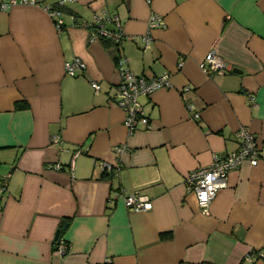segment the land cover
<instances>
[{
  "label": "crops",
  "instance_id": "0c3cea01",
  "mask_svg": "<svg viewBox=\"0 0 264 264\" xmlns=\"http://www.w3.org/2000/svg\"><path fill=\"white\" fill-rule=\"evenodd\" d=\"M61 8L59 29L44 4L0 0V176L11 173L0 194V264H264V0H64ZM155 12L166 23L152 27L145 47ZM106 13L121 20L117 46L80 23ZM210 50L230 67L204 70ZM76 56L86 67L70 74L65 62ZM116 56L138 74L171 73L172 86L139 95L147 126L125 123ZM241 125L256 134L261 160L230 170L204 209L188 173L237 148ZM115 189H140L153 207L111 200Z\"/></svg>",
  "mask_w": 264,
  "mask_h": 264
},
{
  "label": "built area",
  "instance_id": "2783aa9c",
  "mask_svg": "<svg viewBox=\"0 0 264 264\" xmlns=\"http://www.w3.org/2000/svg\"><path fill=\"white\" fill-rule=\"evenodd\" d=\"M10 2L13 4L18 2L44 4L54 18L57 27L60 29L64 25V19L62 17L63 11L61 8L62 4H64V0L59 1L57 5L44 3V0H10ZM108 21L112 22L114 28H109L107 26ZM80 23L89 27H95L96 30L103 35L117 39L125 36L121 20L117 14L106 13L105 17L100 14H95L92 21H80ZM165 23L163 14L158 12L151 14L149 28L143 35L145 47L151 46L153 39L151 31L152 27L164 25ZM182 63L183 62L181 61L179 65ZM117 64L120 72V82L117 85L114 96L116 97L118 104L123 107L126 112L125 123L130 130L134 129L139 124L147 126L150 117L145 113L144 107L139 100V95L142 93L152 94L161 87L172 86L171 73L166 70L153 76L138 74L127 65L125 57H119ZM200 66L207 72H214L219 69L230 67L223 57L213 50L206 53L204 59L200 62ZM85 67V61L78 56L65 62L66 71L70 74H75L79 69ZM92 84L97 90L101 87L97 80H93ZM188 88H190V85L186 86V89ZM249 99L251 103L256 102L253 93L249 94ZM187 105L190 109H193L194 107L192 103H188ZM198 114V112H195V115ZM236 135L239 139V145L237 148L229 150L222 155L216 153L210 164L193 168L188 173L186 179L188 189L191 192H194L198 204L204 209L208 208L219 189L228 185V174L230 170L239 166L244 160H249L252 164H257L261 160V145L256 134L249 128V126L241 125L237 130ZM54 139L57 140L58 136L55 135ZM116 149L117 151H122L124 147L119 145ZM54 165L59 168L61 163L56 162ZM104 167L112 172L118 171L116 166H113L108 162H104ZM10 176L11 173H6L0 176V194H4L8 190ZM118 196H122L125 204L133 210H149L153 207L152 198L143 193L140 189L128 191L115 189L110 199L114 200ZM58 237L56 240V247L59 251L65 252L69 248V244L62 236ZM245 257L249 261H253L257 257V254L251 251L247 253ZM101 264L114 263L110 257H107L101 262Z\"/></svg>",
  "mask_w": 264,
  "mask_h": 264
},
{
  "label": "trees",
  "instance_id": "16d2710c",
  "mask_svg": "<svg viewBox=\"0 0 264 264\" xmlns=\"http://www.w3.org/2000/svg\"><path fill=\"white\" fill-rule=\"evenodd\" d=\"M125 36L120 37L119 39L111 37V36H107V35H103L102 38L104 39V42L110 45H114L117 46L118 44H120L121 40L124 38ZM120 56H116V60L118 61ZM61 235L59 234V237ZM58 237V238H59Z\"/></svg>",
  "mask_w": 264,
  "mask_h": 264
},
{
  "label": "water",
  "instance_id": "95a60500",
  "mask_svg": "<svg viewBox=\"0 0 264 264\" xmlns=\"http://www.w3.org/2000/svg\"><path fill=\"white\" fill-rule=\"evenodd\" d=\"M234 69V68H233ZM66 225V224H65ZM59 234H60V230L58 231V233L56 234V237H58L59 236Z\"/></svg>",
  "mask_w": 264,
  "mask_h": 264
}]
</instances>
